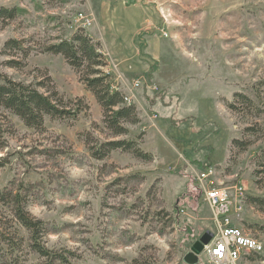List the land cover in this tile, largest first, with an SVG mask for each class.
Segmentation results:
<instances>
[{"label":"rangeland","instance_id":"374dc122","mask_svg":"<svg viewBox=\"0 0 264 264\" xmlns=\"http://www.w3.org/2000/svg\"><path fill=\"white\" fill-rule=\"evenodd\" d=\"M1 8L27 13L0 20V83L50 77L67 101H83L77 118L46 117L42 130L0 107V157L8 160L0 192L23 193L46 223L45 245L67 259L53 264H208L205 250L191 249L219 233L210 188L228 193L234 227L264 244V205L251 201L264 200V0H0ZM81 32L100 47L112 91L137 110L139 123L120 139L151 161L121 150L93 158L87 136L115 140L104 112L81 74L43 51ZM10 40L22 41L28 58L5 55ZM235 140L251 145L242 151ZM0 218V231L19 244L13 250L0 236V264L50 263L18 223L6 222L12 214L1 204ZM239 264H264V252Z\"/></svg>","mask_w":264,"mask_h":264},{"label":"trees","instance_id":"16d2710c","mask_svg":"<svg viewBox=\"0 0 264 264\" xmlns=\"http://www.w3.org/2000/svg\"><path fill=\"white\" fill-rule=\"evenodd\" d=\"M27 11L21 8H1L0 20H13ZM22 52L25 58H28L29 52L25 49L23 42L10 40L5 46V55H13L8 52ZM45 53L61 55L67 63L81 74V81L87 89L93 94L98 104L104 112L105 129L112 134L111 141L101 142L87 136V143L93 158L103 160L114 151L131 152L138 158L145 161H151L153 157L142 152L134 140L120 139L129 134L127 125H136L139 123L137 110L126 103L124 95L117 91H112V82L110 75H107L103 69L106 67L105 58L100 52V47L83 32L75 35L71 41L61 40L57 44L50 45L43 50ZM10 55V56H11ZM10 68H22L25 65L21 62L9 61ZM47 78V77H46ZM45 78V79H46ZM46 91V92H44ZM242 98L248 107L252 101L247 96L238 95ZM82 100H78V107L73 105L72 101H67L55 89L52 79L49 77L38 85L16 82L9 76L2 77L0 83V107L5 111L18 117L26 127L36 130H42L45 125V118L70 119L77 118L81 112ZM77 107V108H75ZM230 109L237 111L236 105H231ZM2 123H0V138L4 134ZM247 133H254L255 129H246ZM236 148L245 151L251 145L250 141L235 140ZM258 167L264 168V148L258 156ZM8 164V160L0 157V169ZM210 168H206L208 170ZM252 204L264 205L263 199H251ZM0 204L10 209L12 218L10 222L18 223L29 236V242L33 251L42 258L49 260L53 264L56 260L67 262L66 258L54 253L44 242L47 233L46 223L33 217L26 208V197L23 193L13 192L5 189L0 192ZM1 229L5 225V220L0 218ZM0 236L8 242L13 250L18 249V243L13 242V238L0 231ZM22 241V239H21ZM14 252V251H12ZM13 254V253H12ZM133 264H143L135 261Z\"/></svg>","mask_w":264,"mask_h":264},{"label":"built area","instance_id":"2783aa9c","mask_svg":"<svg viewBox=\"0 0 264 264\" xmlns=\"http://www.w3.org/2000/svg\"><path fill=\"white\" fill-rule=\"evenodd\" d=\"M205 174L208 176L212 172H204L199 177L200 182L206 180ZM206 199L216 215L219 228V233L205 249L208 264H239L246 256L264 252L263 243L232 224L233 205L225 190L210 188L206 192Z\"/></svg>","mask_w":264,"mask_h":264},{"label":"water","instance_id":"95a60500","mask_svg":"<svg viewBox=\"0 0 264 264\" xmlns=\"http://www.w3.org/2000/svg\"><path fill=\"white\" fill-rule=\"evenodd\" d=\"M214 235L210 231L206 232L192 247L191 251L193 253L201 254L204 252L205 248L210 245L213 241Z\"/></svg>","mask_w":264,"mask_h":264},{"label":"crops","instance_id":"0c3cea01","mask_svg":"<svg viewBox=\"0 0 264 264\" xmlns=\"http://www.w3.org/2000/svg\"><path fill=\"white\" fill-rule=\"evenodd\" d=\"M141 19H142L141 21H144V18H143V17H141ZM138 21H139V20H138ZM136 22H137V21H136ZM137 25H139V24H137Z\"/></svg>","mask_w":264,"mask_h":264}]
</instances>
